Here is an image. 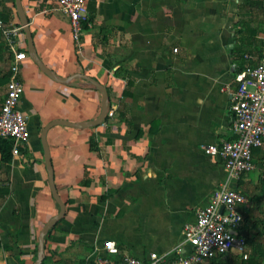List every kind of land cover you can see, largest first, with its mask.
I'll return each mask as SVG.
<instances>
[{
  "label": "crops",
  "instance_id": "1",
  "mask_svg": "<svg viewBox=\"0 0 264 264\" xmlns=\"http://www.w3.org/2000/svg\"><path fill=\"white\" fill-rule=\"evenodd\" d=\"M2 1L13 7L14 0H0V12ZM248 2L90 0L77 47L57 0H22L37 55L56 78L29 54L20 31L15 47L27 53L20 107L29 117L30 139L10 162L0 161V264H34L39 234L60 210L49 183L44 128L55 120H93L101 112V91L77 74L106 86L117 113L97 126L56 124L47 131L66 222L52 229L44 264L93 261L96 246L108 239L139 257L168 252L182 240L184 225L225 179L221 159L204 146L232 137L227 86L235 85L239 67L234 48L242 43L244 57L254 62L264 50V0ZM14 10L7 24L23 26ZM245 22L256 36L245 31ZM0 44V72H10L14 52L1 32ZM129 79L131 95L125 96ZM7 83L0 87V108ZM254 161L237 183L248 198L243 221L264 217V148L254 151ZM108 189L117 192L101 200ZM138 236L147 247L123 244ZM226 256L240 257L233 251L217 262Z\"/></svg>",
  "mask_w": 264,
  "mask_h": 264
},
{
  "label": "built area",
  "instance_id": "2",
  "mask_svg": "<svg viewBox=\"0 0 264 264\" xmlns=\"http://www.w3.org/2000/svg\"><path fill=\"white\" fill-rule=\"evenodd\" d=\"M71 20L73 40L81 47L85 23L88 22L90 0H57ZM23 26H12L0 18V32L10 43L14 58L10 67L7 92L0 108V137L9 138L12 152L29 142V117L21 109L24 83L20 78L25 51L15 47ZM248 59H255L247 55ZM255 64H248L234 76L231 94L232 137L221 144L204 146L207 154L218 156L225 170V179L209 201L196 209L195 220L186 223L182 240L165 253L150 252L147 257L123 253L115 240L108 239L95 249L94 264H206L233 251L243 259L249 257L247 240L236 233L243 222L247 196L237 183L255 167L254 151L264 148V50ZM117 105H109L105 123L116 116ZM223 208V210H222Z\"/></svg>",
  "mask_w": 264,
  "mask_h": 264
},
{
  "label": "trees",
  "instance_id": "3",
  "mask_svg": "<svg viewBox=\"0 0 264 264\" xmlns=\"http://www.w3.org/2000/svg\"><path fill=\"white\" fill-rule=\"evenodd\" d=\"M2 4V11L0 12V18L5 22V23H10L13 20V15L15 13L14 8H16L15 6V0L13 2V7L8 6L7 4H5L3 1L1 2ZM248 4H254V0H249ZM245 31L249 30L254 36L257 35V33H255V29L252 28L250 26V23L245 22ZM247 25V28H246ZM239 32H243V30L239 29ZM248 42H252V41H248ZM2 44H0V52H1V48H2ZM245 52V48L242 46L241 44H238L233 51V55H235V59L239 60L238 62V71L242 70L243 68H245L248 64H255L256 62L251 61L249 59H246L244 56ZM242 60V61H241ZM117 74L120 75L119 71H116ZM9 77H10V72H0V87H2L3 85H5L8 81H9ZM132 85V80L129 79L127 82V87L124 91V95L125 96H129L131 95V91H130V86ZM124 106L126 107V104H124ZM120 115L122 117H124L126 115V112L124 110H120ZM108 118L105 119V121ZM97 143H96V138L95 136H92L91 138V148L92 149H97ZM257 149H255L256 151ZM12 144L11 141L8 138L5 137H0V161L2 163H8L12 160L13 156H12ZM117 192L116 189H108L104 194H102L100 196L101 200L105 201L110 199L115 193ZM2 195H4V192L0 193V198L2 197ZM118 214H120V212H118ZM249 217L246 215L244 217V221L242 222V224L240 225V227L236 230V233L240 236H243L246 240L247 243L249 244V246L251 247V256H249L247 259H243L241 257L240 258V264H264V245L262 244L261 240L259 239H254L253 236H251V234L255 233L253 226L255 224H258V220H253L251 222L248 221ZM61 222H66L65 217H63L61 220L58 221V223L53 227L56 228L57 225H59ZM52 228V229H53ZM52 229L48 232V234L45 237V247H46V243L47 240L49 239L51 233H52ZM2 246V240L0 238V247ZM36 252H37V256L36 259L38 257V245L36 248ZM46 259V255L44 254V261ZM219 258L213 259L212 260V264L216 263L217 260ZM44 264V262H43ZM79 264H94L93 261L91 260H82Z\"/></svg>",
  "mask_w": 264,
  "mask_h": 264
},
{
  "label": "water",
  "instance_id": "4",
  "mask_svg": "<svg viewBox=\"0 0 264 264\" xmlns=\"http://www.w3.org/2000/svg\"><path fill=\"white\" fill-rule=\"evenodd\" d=\"M15 6L17 10V14L20 18V21L23 25V29L26 34L27 38V44H28V52L29 54L33 57V59L37 62V64L45 71L47 72L50 76L56 78L55 74L53 72L46 68V66L41 62L40 58L37 55L34 40H33V35L31 32V29L29 27V19L24 11L22 0H15ZM80 77H83L90 81L97 89H99L102 93V107H101V112L99 116L93 120L85 121V122H80V123H74L70 122L67 120H55L48 124L43 132H42V142H43V147H44V153H45V159H46V164L49 170V183L50 187L52 190V193L59 203L60 210L59 213L53 216L47 224L44 226V228L41 230L39 234V243H38V257L35 260L34 264H43L44 262V254H45V237L48 234V232L58 223L59 220H61L65 214H66V203L63 201V199L60 197L56 186H55V181H54V174H53V166H52V161H51V155H50V150H49V145L47 143L46 135L47 131L49 128L56 124H68L76 127H90V126H97L101 124L104 119L106 118L107 112H108V107H109V94L107 87L104 86L101 82L96 80L95 78L86 75V74H77ZM223 210V208H222Z\"/></svg>",
  "mask_w": 264,
  "mask_h": 264
},
{
  "label": "rangeland",
  "instance_id": "5",
  "mask_svg": "<svg viewBox=\"0 0 264 264\" xmlns=\"http://www.w3.org/2000/svg\"><path fill=\"white\" fill-rule=\"evenodd\" d=\"M264 19V16L262 17ZM253 220H258V224H255L253 226L254 232L253 234H251V236H253L254 239H259L261 240L262 244L264 245V217H249L248 221L251 222ZM133 238V237H132ZM136 238V237H135ZM125 246L126 244L130 246V248L132 249L133 247H137V246H142L143 247H147L148 243H145L144 240H139V236L136 239H132L130 243H123ZM140 244V245H139ZM250 247V246H249ZM251 247H250V252H249V256H251ZM214 264H240V258H238L237 256H235L234 258H230L229 256H226L222 259V261L220 263L216 262Z\"/></svg>",
  "mask_w": 264,
  "mask_h": 264
},
{
  "label": "bare ground",
  "instance_id": "6",
  "mask_svg": "<svg viewBox=\"0 0 264 264\" xmlns=\"http://www.w3.org/2000/svg\"><path fill=\"white\" fill-rule=\"evenodd\" d=\"M2 105V104H1Z\"/></svg>",
  "mask_w": 264,
  "mask_h": 264
}]
</instances>
